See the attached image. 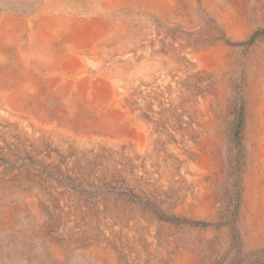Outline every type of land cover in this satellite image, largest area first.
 Masks as SVG:
<instances>
[{
	"label": "rangeland",
	"instance_id": "rangeland-1",
	"mask_svg": "<svg viewBox=\"0 0 264 264\" xmlns=\"http://www.w3.org/2000/svg\"><path fill=\"white\" fill-rule=\"evenodd\" d=\"M0 264H264V0H0Z\"/></svg>",
	"mask_w": 264,
	"mask_h": 264
},
{
	"label": "trees",
	"instance_id": "trees-1",
	"mask_svg": "<svg viewBox=\"0 0 264 264\" xmlns=\"http://www.w3.org/2000/svg\"><path fill=\"white\" fill-rule=\"evenodd\" d=\"M256 36H257V34H256ZM256 36H254V38L252 39V41L255 40ZM242 120H243V110H242V108H240L239 109V112H238V124H237V132H236V134L239 133V130H240L239 128L241 127Z\"/></svg>",
	"mask_w": 264,
	"mask_h": 264
}]
</instances>
